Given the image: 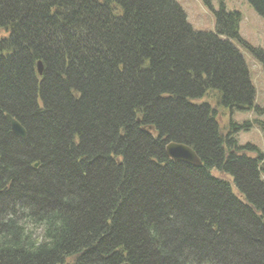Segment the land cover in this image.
<instances>
[{"label":"trees","instance_id":"1","mask_svg":"<svg viewBox=\"0 0 264 264\" xmlns=\"http://www.w3.org/2000/svg\"><path fill=\"white\" fill-rule=\"evenodd\" d=\"M214 13L208 32L177 0H0V264H264V154L221 123L257 110L242 16Z\"/></svg>","mask_w":264,"mask_h":264},{"label":"rangeland","instance_id":"2","mask_svg":"<svg viewBox=\"0 0 264 264\" xmlns=\"http://www.w3.org/2000/svg\"><path fill=\"white\" fill-rule=\"evenodd\" d=\"M184 8L188 21L199 31L215 32L216 15L214 10H219L222 5L228 11H239L243 18L240 23V35L244 42L233 40L242 52L255 87L256 109L234 110L232 114L224 110L222 125L227 127L231 119L239 125L250 122L251 126L245 130L240 129L234 134L238 145L249 156L254 157L258 153L264 154V62L257 56L254 50H264V16H261L249 0H212V7L206 5L203 0H177ZM232 129V127H230ZM250 145V146H249ZM254 146L258 150H254ZM220 174V173H219ZM220 177L232 181L231 176L220 174ZM264 178V175H263ZM234 191L237 192L236 187Z\"/></svg>","mask_w":264,"mask_h":264},{"label":"water","instance_id":"3","mask_svg":"<svg viewBox=\"0 0 264 264\" xmlns=\"http://www.w3.org/2000/svg\"><path fill=\"white\" fill-rule=\"evenodd\" d=\"M38 69L39 72L42 73L43 65L41 61L38 62ZM8 118L11 123L12 131L16 135L22 138H26L27 130L25 129V127L18 120L12 118L10 115L8 116ZM166 151L168 156L173 160L186 162L194 166H199L202 163L196 151L192 147L186 144L179 142H170L166 146ZM123 264H129V263L125 262Z\"/></svg>","mask_w":264,"mask_h":264}]
</instances>
